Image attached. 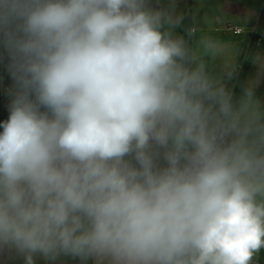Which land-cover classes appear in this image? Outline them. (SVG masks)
Returning <instances> with one entry per match:
<instances>
[{"label": "clouds", "instance_id": "9594fccd", "mask_svg": "<svg viewBox=\"0 0 264 264\" xmlns=\"http://www.w3.org/2000/svg\"><path fill=\"white\" fill-rule=\"evenodd\" d=\"M160 5L0 0L16 86L0 122V252L25 264H255L264 55L236 98L234 43L195 22L189 43L176 0Z\"/></svg>", "mask_w": 264, "mask_h": 264}, {"label": "crops", "instance_id": "0c3cea01", "mask_svg": "<svg viewBox=\"0 0 264 264\" xmlns=\"http://www.w3.org/2000/svg\"><path fill=\"white\" fill-rule=\"evenodd\" d=\"M155 4V0H153ZM168 0H161L160 6H167ZM177 13L183 14L184 19L180 26L175 29L176 34L187 37V29L197 23L201 28L210 29L221 39L230 40L234 43L238 55L237 64L245 60V71L239 85L235 87L234 96L238 98L245 84L254 80L259 75V66L253 62L252 57L256 54L264 55V0H176ZM209 20L208 24L205 20ZM235 28H243L242 34H235ZM254 31L253 37L249 34ZM200 33H197V37ZM1 62H0V81L9 87V92L5 96L7 109L4 120L9 115V105L12 93L15 90V83L10 74V59L8 51L4 45V37L1 35ZM192 40L189 39V43ZM251 50L247 59H243V52ZM219 63V62H217ZM218 70V69H217ZM234 77L226 79L225 84L231 88ZM257 93L264 103V75L260 76V84ZM162 164L163 161L161 160ZM35 264H82L79 258L73 259L70 256H62L55 261H46L42 257H34ZM0 264H25L23 257L19 255H9L6 251L0 252ZM91 264V261L88 262ZM255 264H264V249L255 259Z\"/></svg>", "mask_w": 264, "mask_h": 264}, {"label": "built area", "instance_id": "2783aa9c", "mask_svg": "<svg viewBox=\"0 0 264 264\" xmlns=\"http://www.w3.org/2000/svg\"><path fill=\"white\" fill-rule=\"evenodd\" d=\"M233 31L235 34H242L244 32L243 28H235ZM254 31L255 30H251L249 33L252 37L254 35ZM1 35L2 34H0V37H1ZM0 44H1V42H0ZM244 69H245V60H242L237 64L236 72L233 75L234 80H233L232 86L230 88L233 91V93L235 92V87L238 83V80L242 76ZM9 90H10L9 87L6 86L3 83V81H0V122L4 121V115H5V111L7 109V105L5 103V96H6L7 92H9ZM2 130L3 129L0 128V131H2Z\"/></svg>", "mask_w": 264, "mask_h": 264}, {"label": "rangeland", "instance_id": "374dc122", "mask_svg": "<svg viewBox=\"0 0 264 264\" xmlns=\"http://www.w3.org/2000/svg\"><path fill=\"white\" fill-rule=\"evenodd\" d=\"M250 53H251V50L246 48V51H244L243 55H242L243 59L244 58L247 59V57L250 55Z\"/></svg>", "mask_w": 264, "mask_h": 264}, {"label": "trees", "instance_id": "16d2710c", "mask_svg": "<svg viewBox=\"0 0 264 264\" xmlns=\"http://www.w3.org/2000/svg\"><path fill=\"white\" fill-rule=\"evenodd\" d=\"M0 62H1V44H0ZM245 68H246V66H245ZM244 71H245V69H244ZM244 71H243V73H244ZM242 76H243V74H242ZM242 76H241V77H242ZM241 77H240V79L238 80V83H237L238 85H239V82H240V80H241Z\"/></svg>", "mask_w": 264, "mask_h": 264}]
</instances>
